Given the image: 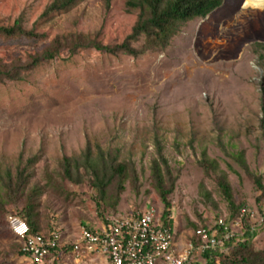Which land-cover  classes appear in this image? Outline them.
Listing matches in <instances>:
<instances>
[{
	"label": "rangeland",
	"instance_id": "obj_1",
	"mask_svg": "<svg viewBox=\"0 0 264 264\" xmlns=\"http://www.w3.org/2000/svg\"><path fill=\"white\" fill-rule=\"evenodd\" d=\"M52 1L0 0V26L19 21L39 36H0V65L28 63L55 38L71 34L119 45L137 19L127 0L108 5L78 0L42 18ZM244 2L222 0L207 16L181 25L160 52L133 59L94 50L70 57L64 51L24 72L21 81L0 83V174L6 169L15 174L35 158L28 187L43 188L50 180L59 185L61 160L80 156L87 146L93 155L99 148L134 169L114 213L96 206L97 193L86 178L79 185L62 184L67 197H58L54 184L42 193L41 232L59 235L62 247L54 264H102L100 258L71 253L84 227L99 228L151 207L162 213L150 178L157 142L176 180L171 205L179 245L191 237L190 223L213 226L228 215L217 190L222 176L240 210L252 212L254 220L264 214V190L255 183L264 188V8H244ZM239 154L243 165L236 160ZM202 160L215 165L209 176L199 165ZM254 220L248 224L256 226ZM7 226L0 218V264H31L18 255ZM240 228L232 229L234 235ZM252 243L255 251H264V226Z\"/></svg>",
	"mask_w": 264,
	"mask_h": 264
},
{
	"label": "trees",
	"instance_id": "obj_2",
	"mask_svg": "<svg viewBox=\"0 0 264 264\" xmlns=\"http://www.w3.org/2000/svg\"><path fill=\"white\" fill-rule=\"evenodd\" d=\"M77 1L53 0L46 7L42 18L47 19L50 15L64 12ZM109 2L110 0H106L107 5ZM221 4L222 0H127L126 7L128 11H136L137 19L131 33L121 44L104 46L88 36L78 34L57 37L41 54L29 56L28 63L21 64L16 61L9 65H0V83L21 81L24 72L36 69L44 60L52 61L59 58L64 51H67L70 57L83 50H94L111 56L124 55L133 59L141 58L149 52L163 51L169 45L170 40L178 33L181 25L190 20L207 16L219 8ZM0 36L5 38H39L34 31L23 29L19 21H15L11 27L0 26ZM140 41L141 44L136 46ZM262 112L264 115V105L262 106ZM261 123L264 126V117ZM156 149L157 159L152 162L150 178L153 189L163 207L159 219L163 226L171 229L175 237L171 195L176 180L171 175L168 163L163 156V149L158 142L156 143ZM236 160L243 165L241 154L238 155ZM34 161L35 158L27 160L26 164L22 168H18L15 174L9 169L0 174V218L5 219L6 225H8V216L18 217L26 223L30 235H42L44 237L52 236L42 233L39 224V198L46 189H50L55 185V190H51L58 197H67L68 192L62 184L79 185L86 178L97 193L96 206L99 208L102 204L104 209H110L114 213L120 196L125 190L127 178L134 174L131 164L118 163L115 157H111L109 154L106 155L99 148H97V153L93 155L90 146H87L80 156L61 160L62 173L60 178L62 184L58 185L50 180V184L45 185L43 188L37 186L29 188L28 184L31 179L29 169ZM199 165L206 176H209L215 168L213 162L205 160L200 161ZM161 166H163L162 169ZM255 183L258 191L264 190L259 181ZM217 186L219 194L224 198L229 208V213L224 220L228 227L233 229L234 222L238 220L240 207L233 203L231 188L223 176L217 180ZM9 206L14 208L21 206V209L16 208L13 211H8ZM156 211L158 212V210ZM122 218L124 217L115 219ZM248 221L250 220H244L240 226L241 228L237 229L239 235L230 237L222 247L206 251L200 262L194 261L191 264H264V251H255L252 243L257 236V230L263 227L264 224L252 226L248 224ZM108 222H105V224H108ZM204 223L198 227L190 223L189 226L193 227L192 234L198 229L209 227V224ZM8 230L11 233L10 229ZM11 235L13 234L11 233ZM188 241L197 242L195 237L188 238ZM17 249L18 255L25 257L21 252L19 242Z\"/></svg>",
	"mask_w": 264,
	"mask_h": 264
},
{
	"label": "built area",
	"instance_id": "obj_3",
	"mask_svg": "<svg viewBox=\"0 0 264 264\" xmlns=\"http://www.w3.org/2000/svg\"><path fill=\"white\" fill-rule=\"evenodd\" d=\"M247 219L254 220V215L242 209L233 226L240 227ZM254 222L263 225L264 214ZM7 224L31 264H54V255L62 250L59 235H30L26 223L15 216H8ZM232 236L233 230L223 218H218L213 226L198 229L191 235L196 243L186 241L179 245L171 229L163 226L158 212L151 207L99 228H82L78 240L71 245V253L75 258L102 257L108 264H191L206 251L222 247Z\"/></svg>",
	"mask_w": 264,
	"mask_h": 264
},
{
	"label": "bare ground",
	"instance_id": "obj_4",
	"mask_svg": "<svg viewBox=\"0 0 264 264\" xmlns=\"http://www.w3.org/2000/svg\"><path fill=\"white\" fill-rule=\"evenodd\" d=\"M243 7L253 10H262L264 8V0H245Z\"/></svg>",
	"mask_w": 264,
	"mask_h": 264
},
{
	"label": "crops",
	"instance_id": "obj_5",
	"mask_svg": "<svg viewBox=\"0 0 264 264\" xmlns=\"http://www.w3.org/2000/svg\"><path fill=\"white\" fill-rule=\"evenodd\" d=\"M100 259H102V264H108V262L105 258L100 257Z\"/></svg>",
	"mask_w": 264,
	"mask_h": 264
}]
</instances>
